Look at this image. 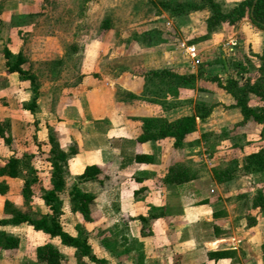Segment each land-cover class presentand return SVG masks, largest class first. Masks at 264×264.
Instances as JSON below:
<instances>
[{
    "label": "rangeland",
    "instance_id": "obj_1",
    "mask_svg": "<svg viewBox=\"0 0 264 264\" xmlns=\"http://www.w3.org/2000/svg\"><path fill=\"white\" fill-rule=\"evenodd\" d=\"M217 1L224 11H228L242 0ZM160 2L161 0H0V122L5 127L6 134L10 136L12 129L14 134L10 144L0 139V165L14 154L21 159L23 172V177L13 184V192L8 194L11 211H19L35 218L48 212L41 196L52 187V166L48 159L50 150L52 146L60 149L62 146L68 147V151L71 150L70 157L61 163L64 179V188L60 193L63 198V214L60 218L62 226L72 235L87 236L95 254L111 260L110 263L106 260L107 264H127L123 261L127 253L134 264H145L144 259L148 254L142 250L144 241L140 240L136 232H131L129 220L132 218L126 216L120 221V154H102L101 158L110 170L102 183L110 186V194L108 202L101 206L102 209L93 211V218L90 220L73 208L69 192L74 185L87 191L90 184L85 181L98 180H80L76 173L88 162H94L99 155L98 145L102 142L95 136L96 128L107 129V133L110 128L120 127L118 121L114 123L115 117L120 120V114L129 121L127 128L131 125L129 119L135 122L131 127L143 126V119L146 117L172 121L188 115L190 111L194 113L195 103L207 100L206 102L218 107L209 121L211 124L205 120L204 124L197 121L196 129L188 134L189 138L171 149L169 154L166 150L162 153L158 151L153 154L151 163L135 165L134 139L124 142L126 149L123 151V160L127 162L129 169L128 182H121L124 193L128 195L132 187L135 188V202L140 205L141 227L145 230L142 234L148 235V229H156L157 238L163 244L161 249L166 256L165 262L169 263L171 256H179V249L172 235L178 230L180 220L172 216L157 218L154 215H160V209L166 206L165 199L171 192L176 193L174 185L162 186V179L177 164L188 162V167L199 170L197 172L203 175L198 187L190 192V198L195 200L197 197L200 202L211 203L217 217L209 226H203V234L210 238L214 234L220 235L223 240L221 242L226 247L231 246L238 238L249 239L252 243H256V238H261L264 250V203L258 198L261 194L264 195V172L240 174L219 184L212 174L214 168L226 169L235 159L241 165L244 156L257 151L264 144L260 133L263 126L251 119L245 122L243 119L239 120L234 104L229 103V99L234 98L207 80L208 76L214 74L227 77L220 72L224 70V59L230 62L232 70L235 67L233 62L242 59L240 33L235 26L225 29L221 25L208 36L210 38L215 32L213 42L201 43L208 39L204 38L207 33L206 18L211 12L203 9L179 14ZM107 19L109 28L105 30L103 24ZM229 39H234L236 49L230 51L224 46ZM183 43L195 46L196 51L187 53ZM8 52L10 56L7 57ZM19 52L28 59L26 67L38 82L40 95L34 110L29 107L33 100L31 82L24 80L17 72L7 71L8 60ZM251 63L253 71L261 60ZM207 64L213 66L211 70L207 71ZM192 67L199 69L201 79L198 78L193 86H178L160 78L148 79L153 69L171 68L191 72ZM86 75L99 80L106 88L102 101H110L111 106L115 105L116 109L101 108L94 115H84L87 110L84 104L86 101L80 103L79 110L78 107L75 108L77 93L74 92L77 83ZM174 89H177L176 93L173 92ZM180 94H183V99L179 98ZM10 102L13 104L14 115L19 116L17 125L9 123L5 107ZM252 103L262 104L255 100ZM103 106L100 104V107ZM106 112L107 116L102 115ZM120 138L114 134L106 142L120 148ZM179 160L183 161L170 163ZM25 177L37 178L32 183L33 195L29 199L22 194ZM197 192L202 193L197 195ZM93 204L95 203L91 202V208ZM11 211L5 209V216H11ZM142 218L145 220L142 221ZM16 228L13 233L20 239L23 238L22 251L29 249L28 257L38 244L51 242L48 241L50 236L45 234L42 237V233L34 230L31 225ZM166 230H169L167 234L171 239L163 242ZM152 232L155 233L154 229ZM190 232L194 233L192 230ZM50 238L53 244L63 246L58 237ZM207 247L214 248V245L207 244ZM62 250V264H98L87 256L78 259L73 247ZM226 251L229 252V249ZM29 260L32 264L31 258ZM152 261L149 263L160 264V259Z\"/></svg>",
    "mask_w": 264,
    "mask_h": 264
},
{
    "label": "trees",
    "instance_id": "obj_2",
    "mask_svg": "<svg viewBox=\"0 0 264 264\" xmlns=\"http://www.w3.org/2000/svg\"><path fill=\"white\" fill-rule=\"evenodd\" d=\"M163 6L172 7L179 14L189 13L191 11L208 9L211 14L206 18L207 33L204 38H208L211 32L227 23L234 25L243 18H249L257 27L264 29V0H242L237 6L228 11L222 9L221 4L217 0H201V1H185V2H160ZM109 28L108 19L103 24V29ZM7 52V50H6ZM7 54V53H6ZM10 56L9 52L7 57ZM261 60L260 65L251 70V60H235L233 62V70L230 69L228 76L223 78L221 75L214 74L207 77L211 84L219 89L230 94L234 100V106L238 107L243 115V121L252 119L255 123L263 126L261 137L264 142V49L261 55H258ZM28 59L19 52L14 58L7 62L8 72H18L20 76L29 80L33 85V100L29 105L31 110H34L39 97V87L36 76L32 74L26 67ZM200 71L182 72L171 68L153 69L149 73L148 79L160 78L175 83L178 86H193L199 78ZM177 89L173 92L176 93ZM252 100L261 102L262 104L254 105ZM215 104L206 101H197L195 103V111L192 114L184 115L172 121L159 120L157 118L146 117L143 119L142 133L137 137V142L142 143L148 140H161L164 138L173 139L174 146L181 145L188 134L196 129L197 118L200 120L206 119L212 112ZM0 137L8 144L11 143V137L6 134L5 127L0 122ZM49 156L51 171L52 187L42 194V199L48 207V212L40 217L35 218L28 214L11 211V204L6 200V211H11V216L0 218V224H21L26 223L31 225L35 230L42 231L50 237H58L61 243L71 246L76 250L78 259L87 256L91 261L98 264H107L105 258L98 257L91 244L88 242V237L75 236L64 229L61 223V215L63 214V198L60 196L64 188V179L62 176L61 163L66 162L71 154V150L52 146ZM153 157L151 154L138 151L135 155V161L140 163L151 162ZM256 172H264V144L257 151H253L244 156L241 165L239 160L235 159L226 169L216 167L213 169V175L218 182L228 181L240 174H252ZM21 168V159L14 154L0 166V176L8 175L10 177H23ZM110 173L109 166L105 164L93 163L85 167L84 171L78 174L80 180H98L102 182ZM193 176L190 167L184 164H177L163 178L165 182H183L189 180ZM37 180L36 177L23 178L22 194L26 199L33 195L32 183ZM9 191V185L4 181H0V193L6 194ZM72 206L78 210L86 219L93 218V210L91 202L95 195L74 187L69 192ZM260 201L264 203V195H260ZM10 206V207H9ZM161 215V214H160ZM155 214L154 217L160 216ZM145 220V219H144ZM142 218V221H144ZM145 230H143V233ZM20 244V238L14 235H9L5 232H0V245L4 249H17ZM264 249V245H263ZM225 250L214 251L210 253L211 257L220 258L227 255ZM36 257L43 264H62L64 254L52 242H46L36 248Z\"/></svg>",
    "mask_w": 264,
    "mask_h": 264
},
{
    "label": "crops",
    "instance_id": "obj_3",
    "mask_svg": "<svg viewBox=\"0 0 264 264\" xmlns=\"http://www.w3.org/2000/svg\"><path fill=\"white\" fill-rule=\"evenodd\" d=\"M253 24L254 23L249 18L245 17L241 21L236 23L235 25L225 23L222 26L225 29L227 27H231V26H235L237 28V32L240 33V37H241L240 42H239V44L241 45V49H242V53H241L242 59L241 60H244V58L245 59L248 58L249 60H251V62L259 61L260 59L258 58V55H261L263 52V49H264V29L256 27ZM214 33L212 34V36L210 38L202 41L201 43L213 42L215 39ZM228 42H231L232 44L235 45L234 39L233 40L229 39L228 41H226L224 43V46ZM234 45H233V50L236 49V46H234ZM228 62L229 61L227 59H224V62H223L224 70H222V71L220 70V72H223V75H226V76H228L227 74H228L230 67H231L229 64L230 62L229 63ZM257 65H260V64L257 63ZM212 67L213 66H211L210 64H207V71L209 69L211 70ZM7 68H8V66H7ZM198 71H199L198 68L192 67V72L197 73ZM216 72H218V71H216ZM11 73H15V72H11ZM201 78H203V77H201ZM199 80H201V79L199 78ZM100 86H101V88H100ZM105 89L106 88H104V86L102 84H100L99 80L92 79L91 77H89V75L83 76L82 79L77 83L76 90L74 92L75 94L77 93L76 100L74 103V105H76L75 108L77 109V107H78V110H79L80 103L83 101H86L87 103L84 102V104H86L87 110L85 108L86 111H85L84 115H89V114L92 115L93 113H96V111L100 110L101 108H104L105 110H109V108L110 109L111 108L116 109L115 105L111 106L110 101H108V100H107V102H104L106 100L102 101L103 100V91H105ZM80 94L82 96H80ZM107 94L105 96H107ZM181 96L183 97V94L182 95L180 94L179 98H182ZM229 96L231 97L230 94H229ZM83 98H84V100H83ZM231 99L232 98L229 99L230 100L229 103L234 104L235 103L234 100L233 99L231 100ZM203 101H207V100H203ZM103 103H104V106H103ZM98 104H99V106H98ZM100 104H102L103 107H100ZM217 108H218L217 106H214L211 114L206 119H204L206 122H209L214 117ZM5 109H6L8 117H9V123L11 125H13V124L17 125V122H19V116L14 115L12 102H10L9 106L6 105ZM234 110L237 111L236 113L239 116V120L243 119V118H241L243 116H242L241 111L238 110V107H234ZM107 113L108 112L103 113L102 115L105 114L107 116ZM190 113H192V111H190ZM190 113H188V114H190ZM114 119H115L114 123H117V121H118L120 123V127L118 126L115 128H110L107 133H105V130H107V129L96 128L97 132L95 133L96 134L95 136L100 138V140L102 142V143H100V145H98V150L100 152L97 154H99V155L96 156L97 158L94 160V162H88L84 166V168L80 172H77L76 174L82 173L84 171L85 167L89 164H93V163L104 164V160L101 158L103 156L102 155L103 153H104V156L105 155L108 156L109 153L120 154V180H121L120 181V221H123L126 216H128V217L130 216L132 218L129 220V227L131 229V232H136L137 236L140 238V240L144 241V247L142 250L145 251L146 254H148V256L144 259L145 264H150L149 262H151L152 260H154L152 262H155V260H157V259H160V264H264V250H262V243L263 242H262L261 238H256L254 240V241H256V243L254 242L255 244L252 243L249 239L245 240L244 238H238L235 240L236 242H233V244H231V246L226 247V246H223V244H222L223 242H221L223 240L221 239L220 235L214 234V237L210 238V237L205 236V234H203L204 230H205L203 228V226L204 227H205V225L209 226L211 224V221H215L217 219V217L215 216V212L212 209L211 203H208V201H205V202L201 201L200 202V199H198L197 197L195 200L190 198V196L192 194L190 192L192 190H193L192 192H194V188L198 187V185L200 184V181L203 177V175H201L199 172H197L199 170H197V169L195 170L192 167H190V170L193 173V176L187 181L165 182L163 179L161 181L162 186L165 185L166 187H168L167 185H170V184L174 185L176 187V193L171 192L169 194L170 196H168L167 199H165L166 206H164L163 208L160 209V211H162V212L160 213L161 215L158 216L157 218H160L163 216H164V218H168V217L172 216V217H174V218L176 217L178 220H180L179 223L177 224L178 230H176L175 233L172 235V237L174 238L175 244H177L176 246L179 249V252H178L179 256L178 257H180V258H178V257L175 258V257L171 256V261L169 263L165 262L166 256H164L165 253H163V250L161 249V246L163 244H160L162 241L160 238H157L156 229L153 228L154 232H155L154 234H152L153 229L147 230L148 235L142 234L143 228L141 227L142 222L140 220V216H141L142 212H141L140 205H138L135 202L136 201L135 198H136V194H137L136 190H134L135 188L133 189V187H132L131 193H129V194H131V196L129 194L126 195L124 193V186L122 184L128 182L127 175L129 174V172H128L129 169H128L127 162L123 160V157L125 156V154H123V151H125V149H126V147L124 148V146H126V144L124 142L127 143L131 139L132 140L134 139L133 150L135 151V155L138 151H142L144 153L151 154L153 157V154L155 152L161 151V153H162L165 150H166L165 152L169 154L170 150L173 148L175 149L177 146L176 147L174 146L173 139H170V138H164V139L157 140V141L156 140H148V141H145L142 143H138L137 137L142 133V126L139 125V122H136V123H138L137 125H139V126L131 127V125L135 122H134V120L129 119L131 125H130V128H129V125L127 128L126 125L129 123V121H126L124 119L123 115L120 114V120H118L116 117ZM86 121H88V120H86ZM197 121L199 123L204 124L203 123L204 121L200 120L199 118H197ZM87 123H90V121H88ZM98 123H101V122H98ZM140 124H141V122H140ZM206 124H208V123H206ZM209 124H211V122H209ZM15 128L17 129V127H15ZM210 129H212V128H210ZM110 130H112V131L110 132ZM114 134L116 136L121 137L120 138V148L113 146L110 142H106L108 137H110L111 135H114ZM13 136H14V134H13V129H12L10 137H13ZM188 138H189V135L187 136L185 141ZM0 139L4 141L3 138L0 137ZM62 149H64L65 151H68V147L66 148V147L62 146ZM11 155H13V154H11ZM9 157L3 162V164L9 159ZM86 158H88V156ZM133 160H134L133 163H135V165L136 164L137 165L148 164V163H151L153 161L152 160L151 162H145V163L136 162L135 156H134ZM182 161L183 160L172 161L170 163H175V162L180 163ZM182 163H186V164H184L186 166L189 164L188 162H185V161H183ZM3 164H1V165H3ZM212 174H213V172H212ZM213 177H214V175H213ZM214 179H215V177H214ZM16 180H18V178L10 177L8 175H1L0 176V181H4L5 183H7L9 185V191L6 194L0 193V218L5 217L4 211L6 209V207H5L6 200L10 201V196L8 194H11L13 192V184L16 182ZM136 180H137V178H136ZM87 182L90 184V188H89V190H87V192H91L95 195V198L92 201L93 203H95L92 206V210L96 211L98 209L99 210L102 209L101 206L108 202L109 194H110L108 189H110V186L107 183H104V182L102 183L99 181H85V183H87ZM121 182H122V184H121ZM216 183L219 184L220 182H218L216 180ZM130 184H132L131 181H130ZM199 193H202V192H197L196 194L198 195ZM170 205H171V207H170ZM101 212H102V210H101ZM25 224L26 223L0 224V232H5L9 235H14V236L19 237L17 234L13 233V229L15 227H17L16 229H18V228L20 229ZM191 227H193V229H191ZM135 228H137V229L135 230ZM191 230L194 231V233L190 232ZM36 231H38V230H36ZM39 232L42 233L41 234L42 237L45 236L44 232H42V231H39ZM168 232H169V230L165 231V233H164L165 237H163V242L164 241L167 242L168 239L170 238V236L167 234ZM35 233H38V232H35ZM153 239L155 241H153ZM48 241L52 242L50 237H49ZM42 243H44V242H42ZM41 244H38L34 248L33 254H30L29 257L27 255V253L29 252V249H27L25 252L22 251L23 238L20 239V244H19L17 249H9V250L7 249L6 250V249L2 248L0 245V264H30V260H29L30 258H31L32 264H34V263L35 264H40V263L43 264L42 262L38 261V259L36 257V248ZM207 244L214 245V248H208ZM56 246L59 248V250L62 253H63L62 249H64V248L70 249L71 248L70 246H67L64 244H63V246H58V245H56ZM164 249H165V247H164ZM226 249H229V252H228L229 255L228 254L225 255L226 258L225 257L215 258V257L210 256L211 252L221 251V250L226 251ZM157 251L159 252L158 254H157ZM124 255H126V254H124ZM127 255L125 256L126 260L124 259L123 261H125L127 264H134L132 262V258L130 256V254L127 253ZM104 258L110 263L111 260H109L107 257H104ZM128 259H129L130 263H129ZM133 261H134V259H133ZM120 264H122V263H120Z\"/></svg>",
    "mask_w": 264,
    "mask_h": 264
},
{
    "label": "built area",
    "instance_id": "obj_4",
    "mask_svg": "<svg viewBox=\"0 0 264 264\" xmlns=\"http://www.w3.org/2000/svg\"><path fill=\"white\" fill-rule=\"evenodd\" d=\"M184 47H185V50L187 53H193L196 51V47L195 46H188V45H185V43H183ZM233 45L231 42H228L225 44V47H228V49L231 51L233 50Z\"/></svg>",
    "mask_w": 264,
    "mask_h": 264
}]
</instances>
